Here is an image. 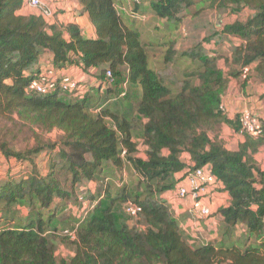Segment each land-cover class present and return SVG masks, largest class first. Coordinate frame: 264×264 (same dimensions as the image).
<instances>
[{
  "label": "trees",
  "instance_id": "trees-1",
  "mask_svg": "<svg viewBox=\"0 0 264 264\" xmlns=\"http://www.w3.org/2000/svg\"><path fill=\"white\" fill-rule=\"evenodd\" d=\"M207 1L230 15L249 11L210 35L239 40L230 42L231 64L225 57L228 74L219 65L222 56L208 55L203 41L181 53L171 42L166 65L153 68L152 52L160 44L143 36L142 20L124 18L116 0H79L96 38H86L75 23L20 13L24 0H0V153L18 166L0 182V264H264V171L255 158L264 146V121L262 135L244 134L238 150L227 149L220 137L223 125L241 131L240 114L230 118L222 108L230 79L255 64L264 84V0ZM199 4L141 0L135 11L181 23ZM184 58L194 68L179 79L174 69ZM72 65L97 69L99 83L111 70L114 86H91L83 99L29 89L44 67L65 72ZM123 84L129 92H122ZM25 128H33L37 145L16 151L8 139ZM137 137L147 147L146 159L136 156ZM127 162L139 176L135 189L95 188L89 197L97 203L85 218L70 215L64 230L52 225L62 208L78 204L84 181L97 184ZM203 167L211 168L230 202L214 213L219 241L194 244L164 194ZM128 201L142 207L135 220L124 211ZM68 243L73 254L60 256L58 245Z\"/></svg>",
  "mask_w": 264,
  "mask_h": 264
},
{
  "label": "rangeland",
  "instance_id": "rangeland-1",
  "mask_svg": "<svg viewBox=\"0 0 264 264\" xmlns=\"http://www.w3.org/2000/svg\"><path fill=\"white\" fill-rule=\"evenodd\" d=\"M198 1L200 4L191 7L189 12L184 15L185 19L181 23H169V21L167 22L164 19L156 17L151 11L145 12L147 16L146 20H142L141 22L138 21V23L141 24L140 26L142 27V29H144L143 36L147 39L151 38L153 39V41L160 44L157 45L155 47V50L152 52V54H154L151 64L153 68L157 69L163 66L162 61L171 42L176 43L178 52L181 53L182 51L188 50L193 47L195 43L203 41L204 49L208 55H219L221 47H219V42H216V39L219 36L218 33H220L219 30L223 28L225 23H232L238 18H245L249 13V11H245L241 15H237V17L235 15H230V13L228 12L222 13L221 11H219L218 7L212 6L208 1ZM125 6H131L135 10V2L132 0H126ZM214 32H218L217 35L215 34V37L213 38L210 37V35L214 34ZM221 42H223V44H226V48L231 49L228 41L221 40L220 43ZM222 67L224 68V70H226V68L228 67L227 62L223 63ZM193 68L194 65L191 59L184 58L178 62V64L175 66L174 71L176 73V76L181 79L183 77L184 71ZM127 75L128 73L123 70L124 79L127 78ZM123 85L124 87L122 86V92H129V85ZM113 86L114 85H112V87ZM95 93L96 88H94L92 94L95 95ZM102 100L104 101V99ZM38 132L47 139L55 138L56 136V133L54 132L52 134L43 131ZM8 141L10 142V146L16 151H23L37 145L33 128H25L23 131L17 132V134L14 137H10ZM259 158L264 161V152L260 153ZM12 163L13 166H15L14 161ZM11 166L12 165H10V163H7L5 161V158L3 156H0V182L6 179L7 172L11 169ZM16 169L17 168H14V171H16ZM138 180L139 176L136 174L134 167L131 165V163L127 162L121 170L109 169L105 177L97 180V184L89 181H84L78 189V192L80 193V195H82L86 190H88V194H90V191H92V189L95 190V188L98 192L102 185H106L107 183L110 184V188H112L115 192H117L118 189L123 186L135 189L139 185ZM173 197L168 198L169 203L173 199ZM70 215H74L79 219L83 216L82 210L78 209L76 203H72L68 207L62 208L52 225H58L60 229L64 230L71 223L69 219ZM215 233H218V231L214 228V231L209 233L210 238H213L212 235H214ZM58 246L59 247L57 252L60 256L70 257L73 254V247L70 243L59 244Z\"/></svg>",
  "mask_w": 264,
  "mask_h": 264
},
{
  "label": "built area",
  "instance_id": "built-area-1",
  "mask_svg": "<svg viewBox=\"0 0 264 264\" xmlns=\"http://www.w3.org/2000/svg\"><path fill=\"white\" fill-rule=\"evenodd\" d=\"M26 6L35 9L38 13L42 14L50 21L55 20V10L46 0H24ZM139 3L140 0H132ZM116 7L123 10L131 18L138 20H146L147 16L135 11L131 6ZM249 68L244 69L247 73ZM85 74L83 76H73L65 72L56 71L53 67H44L39 78L33 80L29 89L38 94H52L57 91L67 92L73 95L74 98L83 99L86 93L89 92L90 86L85 82ZM115 78L111 70L106 72V78L103 82H96L95 86L105 89L114 85ZM222 108L224 109L223 105ZM225 110V109H224ZM99 111V109H97ZM241 132L249 134L253 137H259L263 133L262 121L252 112L245 110L240 113ZM125 150L122 156H125ZM108 181V180H107ZM221 185L216 178V175L210 167L198 168L183 175L182 179L177 183L174 193V198L188 202L185 211L189 214L190 223H182V228L189 236L191 243L194 244H208L205 233V223L214 217V212L210 206V200L213 199L216 191L221 189ZM88 190L84 194H78V209L82 210L85 218L90 210L96 205L97 200H92L89 197ZM92 189L90 193H94ZM173 199L170 204L173 206ZM124 211L128 216L135 220L142 212V207L133 201H128L124 205ZM176 213V212H175ZM179 214V213H178ZM64 234L75 237L74 232L66 229Z\"/></svg>",
  "mask_w": 264,
  "mask_h": 264
},
{
  "label": "crops",
  "instance_id": "crops-1",
  "mask_svg": "<svg viewBox=\"0 0 264 264\" xmlns=\"http://www.w3.org/2000/svg\"><path fill=\"white\" fill-rule=\"evenodd\" d=\"M46 1L50 3L55 10V15H56L54 20L55 22L78 24L83 29V34L86 38H96L95 28L90 22L88 14L84 13L83 6L82 4L79 3V0H46ZM125 1L126 0H116V5L119 7H123L125 6ZM35 12L37 11L29 6H25L20 11V13L23 14L35 13ZM124 14L126 16L124 18L127 19L128 17L129 19L130 16L127 15L126 12H124ZM141 31L142 32L144 31L142 27H141ZM218 37L216 39V42L219 41V47H221L219 51V55L220 57L222 56L219 60V65L221 68H223L222 64L227 62V60H229V64H231V57H230L231 50L229 48H226V44H223V42L220 43L221 40ZM224 40L228 41L229 46H230V42L237 44L239 43V40L232 36ZM153 56L150 59V64H152ZM48 57L49 56H47L46 59H48ZM225 57L227 58V60ZM162 64L163 66L166 65L165 59H163ZM254 66L255 64L249 68V71L247 73L242 72L238 77L230 79L228 89L225 95L223 96V104H222L230 118H234L238 113L240 114L242 111L248 110L252 112L254 115H256L259 119L264 121V84L255 77L253 71ZM229 69L230 67H227L226 70L224 71H228ZM64 70L65 72L73 76H83L85 74L86 76L85 82L90 87L94 86L96 82H99L98 81L99 79L97 77V69L95 70L91 68L89 69V71H85L81 67L72 65L66 67ZM226 73L228 74V72ZM220 137L224 140L226 148L232 151L238 150L240 144L243 143V141L245 140L244 134L241 131L235 132L227 125H223L221 129ZM135 142L138 145V151L136 153V156L139 158L146 159L145 151L147 147L144 145L142 138L140 137L135 138ZM262 152H264V146L255 155V158L260 164L262 170L264 171V165H263L264 161H262L261 158H259V155ZM0 156L3 155L0 153ZM182 157L186 160L187 163H189L190 161L189 154L184 153ZM5 161L13 166L12 163L13 161L11 160L8 161L6 160V158ZM17 167L18 166L15 165V168ZM183 173L184 172L177 173L175 177L179 178L183 175ZM213 195L214 197L212 200H210L209 203L214 213H216L221 207L227 206L230 202V195L225 190L218 189V191H216V193ZM173 196H174L173 192H167L164 194V197L167 200L168 198H172ZM187 204L188 202H184L176 198L173 199L172 208L173 211L176 212L177 219L181 224L191 222L189 218V214L185 211ZM214 228L218 231V233H215L214 235H212L213 238H210L209 233L214 231ZM220 228H221V222L216 215H214L212 219L206 221L204 237L206 238L207 243L210 242L216 243L219 241Z\"/></svg>",
  "mask_w": 264,
  "mask_h": 264
}]
</instances>
